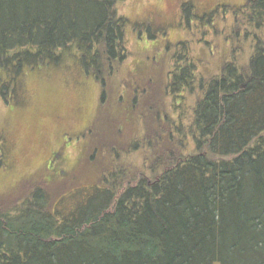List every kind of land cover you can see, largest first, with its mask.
Wrapping results in <instances>:
<instances>
[{
	"label": "trees",
	"instance_id": "trees-1",
	"mask_svg": "<svg viewBox=\"0 0 264 264\" xmlns=\"http://www.w3.org/2000/svg\"><path fill=\"white\" fill-rule=\"evenodd\" d=\"M118 1L0 0V98L26 70L64 59L99 80L111 74L126 57ZM246 3L258 21L264 0ZM176 68L174 105L195 83L200 93L185 129L166 122L174 149L156 140L151 178L123 187L100 170L104 185L54 203L35 188L0 210V264H264V41L254 39L244 65L225 61L208 79L195 80L191 62ZM4 148L0 137V161ZM43 165L52 179L67 175Z\"/></svg>",
	"mask_w": 264,
	"mask_h": 264
},
{
	"label": "rangeland",
	"instance_id": "rangeland-1",
	"mask_svg": "<svg viewBox=\"0 0 264 264\" xmlns=\"http://www.w3.org/2000/svg\"><path fill=\"white\" fill-rule=\"evenodd\" d=\"M247 1L119 0L126 57L111 74L99 80L70 59L23 72L15 94L0 98V210L15 209L35 188L54 203L79 186H102L100 170L123 187L151 178L156 140L174 149L167 124L185 129L200 93L195 83L174 105L168 84L176 66L191 62L195 80L208 79L225 61L244 65L254 39L264 41V12L252 20ZM193 148L188 138L183 154ZM53 151L63 156L57 168L66 177L44 169Z\"/></svg>",
	"mask_w": 264,
	"mask_h": 264
},
{
	"label": "flooded vegetation",
	"instance_id": "flooded-vegetation-1",
	"mask_svg": "<svg viewBox=\"0 0 264 264\" xmlns=\"http://www.w3.org/2000/svg\"><path fill=\"white\" fill-rule=\"evenodd\" d=\"M62 160H63V156L60 155V152L59 151H53L47 156L44 163H46V162H47V164L52 163L53 165L58 166L62 162Z\"/></svg>",
	"mask_w": 264,
	"mask_h": 264
}]
</instances>
